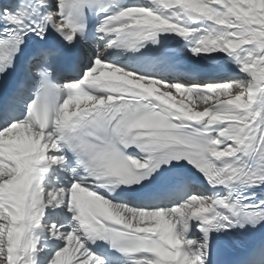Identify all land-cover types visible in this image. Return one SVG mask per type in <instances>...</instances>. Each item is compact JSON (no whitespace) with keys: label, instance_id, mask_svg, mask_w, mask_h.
Instances as JSON below:
<instances>
[{"label":"snow or ice","instance_id":"6c2138e0","mask_svg":"<svg viewBox=\"0 0 264 264\" xmlns=\"http://www.w3.org/2000/svg\"><path fill=\"white\" fill-rule=\"evenodd\" d=\"M258 193L264 0L0 2V264H264Z\"/></svg>","mask_w":264,"mask_h":264},{"label":"bare ground","instance_id":"6f19581e","mask_svg":"<svg viewBox=\"0 0 264 264\" xmlns=\"http://www.w3.org/2000/svg\"><path fill=\"white\" fill-rule=\"evenodd\" d=\"M185 44V41L180 38V37H174L173 39V42L169 45L170 47H174V48H179L180 46L184 45ZM120 51H123V49H120ZM122 60H126L127 57H122L121 58ZM181 59L185 60V63L188 67H197V66H200V67H203L205 65H207V62L206 61H203V60H200L196 57H192L191 56V53L190 52H187L185 51V54L181 57ZM212 67H215V66H212ZM212 74V76H208L209 78H212L213 76L216 75L215 72H207L206 75L208 74ZM227 74V73H225ZM162 78H166V77H162Z\"/></svg>","mask_w":264,"mask_h":264}]
</instances>
